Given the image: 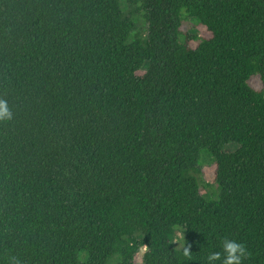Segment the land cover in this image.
<instances>
[{
  "label": "trees",
  "instance_id": "obj_1",
  "mask_svg": "<svg viewBox=\"0 0 264 264\" xmlns=\"http://www.w3.org/2000/svg\"><path fill=\"white\" fill-rule=\"evenodd\" d=\"M0 98V264H264V0H0Z\"/></svg>",
  "mask_w": 264,
  "mask_h": 264
},
{
  "label": "clouds",
  "instance_id": "obj_2",
  "mask_svg": "<svg viewBox=\"0 0 264 264\" xmlns=\"http://www.w3.org/2000/svg\"><path fill=\"white\" fill-rule=\"evenodd\" d=\"M13 119V111L8 105V102L0 98V122L11 121ZM175 243L180 244V251L182 255L188 260L192 257L190 243H186L184 234L179 236ZM222 251L210 252L206 257L205 264H244L251 253L248 251L246 245L242 242H237L234 239L224 238L221 243ZM10 264H20V261L15 257H10Z\"/></svg>",
  "mask_w": 264,
  "mask_h": 264
},
{
  "label": "rangeland",
  "instance_id": "obj_3",
  "mask_svg": "<svg viewBox=\"0 0 264 264\" xmlns=\"http://www.w3.org/2000/svg\"><path fill=\"white\" fill-rule=\"evenodd\" d=\"M132 9V12H133V15H134V18L136 20V24H137V27L139 28L140 31L144 32L146 31V23L143 21L142 17L140 16V12H138L136 9H135V6L134 5H129ZM127 6L125 5L124 8H126ZM182 31L183 32H189V33H195L197 34L198 36L200 37H206L208 36L207 32L204 30V28L197 24L196 22H194L193 20L191 19H187L183 26H182ZM248 84L249 86L252 88V89H259L260 88V80L258 78L257 75L255 76H252L249 80H248ZM233 145L229 144V145H226L225 147V150H232L233 149ZM200 173L198 175L199 177V180L201 182L200 184V188H201V191L203 194L207 195V194H212V193H215L216 191V187H215V183H214V180H213V176H214V165L213 163L211 162V159H210V156L207 155L205 153V151H202L200 153ZM176 236H175V239L174 241L177 240V238L179 236H181L183 233L178 230L176 231ZM176 246H180L179 243H175ZM144 251V248L142 247L138 252L137 254L135 255V261L136 262H139L141 260V257H142V253Z\"/></svg>",
  "mask_w": 264,
  "mask_h": 264
}]
</instances>
